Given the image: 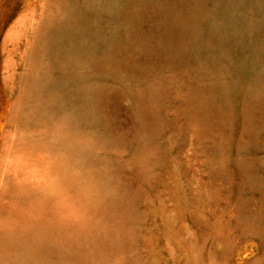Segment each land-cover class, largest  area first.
<instances>
[{
  "label": "rangeland",
  "instance_id": "374dc122",
  "mask_svg": "<svg viewBox=\"0 0 264 264\" xmlns=\"http://www.w3.org/2000/svg\"><path fill=\"white\" fill-rule=\"evenodd\" d=\"M0 264H264V0H0Z\"/></svg>",
  "mask_w": 264,
  "mask_h": 264
},
{
  "label": "bare ground",
  "instance_id": "6f19581e",
  "mask_svg": "<svg viewBox=\"0 0 264 264\" xmlns=\"http://www.w3.org/2000/svg\"><path fill=\"white\" fill-rule=\"evenodd\" d=\"M57 24H59V26L57 27V29L59 28L60 29V31H61V33H62V35H66L67 34V26L65 27V29L63 28L62 29V25L64 24L63 23V20L61 19L60 21H58L57 22ZM69 26H71L72 28H73V26H72V24H70ZM44 41H45V45H48L49 43H52V42H54V43H57L58 41H57V38H55V37H53V35H52V33L48 30L47 32H46V34L44 35ZM102 43V42H101ZM200 43V42H199ZM202 43V42H201ZM105 49L106 48V46H105V44L104 43H102V49ZM152 57V56H151ZM60 79V78H59ZM59 79H55L56 80V83L59 81V84H61V81L59 80ZM58 84V83H57Z\"/></svg>",
  "mask_w": 264,
  "mask_h": 264
}]
</instances>
